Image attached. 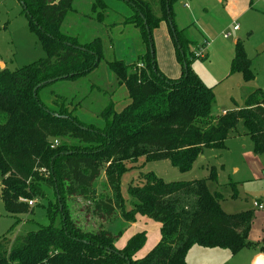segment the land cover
I'll use <instances>...</instances> for the list:
<instances>
[{"label":"trees","instance_id":"16d2710c","mask_svg":"<svg viewBox=\"0 0 264 264\" xmlns=\"http://www.w3.org/2000/svg\"><path fill=\"white\" fill-rule=\"evenodd\" d=\"M73 1L20 0L45 57L13 72L0 69V194L5 210L10 215L30 213L28 202L45 198L50 189L55 210L49 202L48 214L59 218L56 226L1 238L0 264H186L192 246L225 249L232 256L250 248L253 212L222 211V196L206 185L216 180L214 167L206 179L188 182H165L152 172H138L139 179L130 176L125 196L121 180L140 160L141 166L168 160L187 172L204 150H223L228 139L241 136L251 140L254 153L262 154V91L249 93L242 107L212 114V88L202 84L188 63L183 68L180 51L191 43L174 25L175 0H112L129 8L131 20L124 25L138 30L146 48L136 64L106 63L125 88L128 103L116 112L109 102L99 113L100 126L81 122L56 95L50 109L40 98L43 88L56 81H76L104 60L99 38L80 45L61 33ZM92 8L108 6L104 0H93ZM161 22L168 26L181 65L175 79L159 70L149 50L150 43L153 51L152 32ZM234 47L231 71L239 72L244 81L253 79L242 45L237 42ZM67 139L75 144L65 146L62 140ZM102 172L99 191L95 183ZM76 199L87 203L83 207L86 216L94 217L91 223L88 218L79 224L72 217L67 203ZM138 216L159 224V240L142 257L137 253L145 244V232L132 235L117 249L121 232L106 228L121 219L124 230Z\"/></svg>","mask_w":264,"mask_h":264},{"label":"rangeland","instance_id":"374dc122","mask_svg":"<svg viewBox=\"0 0 264 264\" xmlns=\"http://www.w3.org/2000/svg\"><path fill=\"white\" fill-rule=\"evenodd\" d=\"M104 2L108 8L99 10L90 8L88 0H76L73 8L75 11H70L63 23L66 32L79 39L76 40L80 45L101 35L99 37L104 60L88 75L76 81L53 82L39 93L48 108H54L56 95L59 99L62 98L63 106L67 110H73V114L81 122L94 126L101 125L99 113L109 102L113 103L116 112L128 103L125 88L118 85L106 63L121 60L124 64H136L137 55L143 50L141 39L129 35H137V29L133 33L127 32L129 29L126 32L123 30L127 28L124 24L131 20L129 8L120 1ZM171 11L176 29L184 30L191 43L181 51L182 63H188V68L202 84L213 90L215 101L212 114H220L236 106L242 107L250 92L264 90V4L260 0H175L171 4ZM88 17L91 19L88 20ZM233 27H237V30L232 31ZM107 29L112 30V43L108 40ZM152 42L159 69L167 77H178L181 65L176 60L174 42L165 22H161L153 30ZM237 42L242 45L251 61L250 71L254 78L249 81H244L239 72L231 71ZM144 50L146 52L145 46ZM199 54L204 57H196ZM44 57L38 37L28 28V20L20 0H0V69L6 68L13 72ZM62 143L67 147L75 144L68 139L62 140ZM141 164L140 160L138 164H134L136 167H132V173L123 176V196L126 195L130 176L137 180L138 172H152L165 182H188L206 179L209 168L214 167L216 180L207 182L206 185L210 192L222 196V211L229 215L253 212L248 232V241L252 244L250 248L232 256L225 249L192 246L186 254V264H248L253 254H264V209L253 208L254 202L260 203L264 208V152L260 155L254 153L248 137L228 139L220 151L204 150L187 172L178 171L168 160ZM104 178L102 172L95 183L99 191H103L101 185ZM32 202L30 213L10 215L5 210L0 194V239H14L40 227L58 225L59 218H51L47 210L49 202L55 210L52 190L46 191L45 198ZM67 204L72 217L79 224L88 222V218L90 223L93 221L92 215L86 216L83 206H87V203L81 199L70 200ZM124 227L121 219L106 225L112 232H121L116 248L140 231L146 233L142 254L151 250L159 240V224L146 217L138 216L130 228L122 230Z\"/></svg>","mask_w":264,"mask_h":264},{"label":"crops","instance_id":"0c3cea01","mask_svg":"<svg viewBox=\"0 0 264 264\" xmlns=\"http://www.w3.org/2000/svg\"><path fill=\"white\" fill-rule=\"evenodd\" d=\"M76 0H74L73 1V4H72V11H75V10H73V8H74V2H75ZM104 1H106V0H104ZM109 1H112V0H109ZM88 2H89V4H90V8L92 7V4H93V0H88ZM260 2H261V4H264V0H260ZM65 18H66V16H65ZM64 18V19H65ZM89 18L90 17H88L87 19L89 20ZM91 19V18H90ZM64 23V20H63V22H62V25H61V33L63 34V35H66V36H69V37H73V38H76L74 35H71V34H69V33H67L66 32V29H64V25L65 24H63ZM98 24H102V23H98ZM111 27V25H109V28ZM126 27L127 28H125V29H123L125 32L127 31V32H129V33H133V30H135L136 31V29L134 28V26L133 25H126ZM128 27H132V29H130V28H128ZM99 28V27H98ZM107 28H108V26H107ZM234 28V27H233ZM233 28H232V31H234L233 30ZM122 30V29H121ZM120 30V31H121ZM111 29H107V37H108V40L112 43V34H111ZM123 31V32H124ZM236 31V30H235ZM122 32V33H123ZM69 34V35H68ZM71 35V36H70ZM129 35H131V36H136L137 37V39H139L140 40V38H139V34H138V30H137V35H134V34H129ZM99 36H101V35H99ZM99 36H94L95 38H99L100 39V37ZM94 37H92V39H87V40H89V41H91V40H93L94 39ZM77 39V38H76ZM77 40H79V39H77ZM101 40V39H100ZM188 40V39H187ZM143 51H144V46H143V50L140 52V54H142L143 53ZM139 54V55H140ZM139 55H137V56H139ZM136 56V57H137ZM132 59H133V57H131ZM130 58V59H131ZM1 66V65H0ZM4 66V65H3ZM159 68V67H158ZM3 69V68H2ZM160 70V69H159ZM161 71V70H160ZM162 72V71H161ZM163 73V72H162ZM180 73H181V71H180ZM164 74V73H163ZM165 75V74H164ZM180 75V74H179ZM179 75H178V77H179ZM166 76V75H165ZM167 77V76H166ZM178 77H175V78H178ZM168 78H170V77H168ZM175 78H171V79H175ZM253 92V91H252ZM251 93V92H250ZM134 223H132V224H130L127 228H130V226H132ZM141 232V231H140ZM136 234V233H135ZM134 235V234H133ZM132 236V235H131ZM130 236V237H131ZM118 242V241H117ZM124 245H125V243H124ZM124 245H122L121 247L119 246V248H117V249H121V248H123L124 247ZM145 254H142V252H141V250L137 253V257H142V256H144ZM248 264H264V254H253L252 256H251V258H250V260H249V263Z\"/></svg>","mask_w":264,"mask_h":264},{"label":"built area","instance_id":"2783aa9c","mask_svg":"<svg viewBox=\"0 0 264 264\" xmlns=\"http://www.w3.org/2000/svg\"><path fill=\"white\" fill-rule=\"evenodd\" d=\"M233 30H234V31L237 30V27H234ZM195 56H196V55H195ZM196 57H198V58H203L204 55H203V54H199V55L196 56ZM262 95H263V97H264V90L262 91ZM53 144L56 145V141H54ZM28 205H29V206H32V205H33V202H32V201H29V202H28ZM253 208L256 209V210H263V209H264L263 206H262L260 203H258V202H254V203H253Z\"/></svg>","mask_w":264,"mask_h":264},{"label":"water","instance_id":"95a60500","mask_svg":"<svg viewBox=\"0 0 264 264\" xmlns=\"http://www.w3.org/2000/svg\"><path fill=\"white\" fill-rule=\"evenodd\" d=\"M166 2H167V0H166ZM167 8V7H166ZM170 25V27H171V24H169ZM178 49H179V47H178ZM149 50H150V53L152 54V45L149 43ZM180 54H182V52L180 51ZM184 66H183V68L185 69L186 68V65L185 64H183ZM48 82H51V81H48ZM47 82V83H48ZM45 84V82L44 83H42V84H39L35 89H34V91L38 88V87H40V86H42V85H44Z\"/></svg>","mask_w":264,"mask_h":264}]
</instances>
